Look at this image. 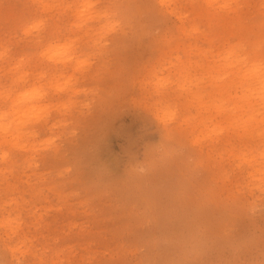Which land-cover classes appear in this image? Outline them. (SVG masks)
<instances>
[{"label":"clouds","instance_id":"1","mask_svg":"<svg viewBox=\"0 0 264 264\" xmlns=\"http://www.w3.org/2000/svg\"><path fill=\"white\" fill-rule=\"evenodd\" d=\"M116 113L141 135L107 159ZM85 160L131 238L116 248L62 243L91 234L62 221L95 212L69 190ZM104 256L264 264V0H0V264Z\"/></svg>","mask_w":264,"mask_h":264},{"label":"rangeland","instance_id":"2","mask_svg":"<svg viewBox=\"0 0 264 264\" xmlns=\"http://www.w3.org/2000/svg\"><path fill=\"white\" fill-rule=\"evenodd\" d=\"M17 7H23L22 4ZM156 52L153 47H145L135 55L141 60L154 58ZM141 133L133 118L127 114L116 113L111 115L96 131L95 148L103 158L114 159L120 157L129 146L136 142ZM84 183L70 186L81 188L80 199L91 200L95 212L90 217L69 216L67 221H75L78 224L88 223L90 225V235L83 237L74 236L66 244H83L94 242V247L116 248L120 243L127 242L131 238L121 237L124 221L120 219L121 212L116 209V202L109 195V179L99 175L96 165H89L88 161L84 162ZM79 231V229H77ZM103 264H112V256L101 257Z\"/></svg>","mask_w":264,"mask_h":264}]
</instances>
